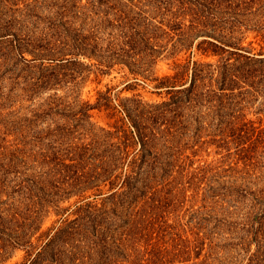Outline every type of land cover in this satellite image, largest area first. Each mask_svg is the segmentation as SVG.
<instances>
[{
	"label": "trees",
	"instance_id": "trees-1",
	"mask_svg": "<svg viewBox=\"0 0 264 264\" xmlns=\"http://www.w3.org/2000/svg\"><path fill=\"white\" fill-rule=\"evenodd\" d=\"M137 1L0 0V239L7 235L14 248L26 250L22 264H144L133 256L131 241L143 236L148 241L162 239L153 237L154 231L140 236L135 232L142 225L154 229L160 222L162 236L172 235V242L175 240L173 248L158 249L163 261L236 264L220 254L224 256V247L239 246L247 254L246 263L242 264H261L264 150L259 148H264V129L245 118L238 121L239 115L230 106L238 92V97H264V0H252L258 18L253 31L263 42L258 50L253 42L245 47L244 42L237 40L232 33L236 29H225L219 24H228L229 19L217 13L223 12L218 0H145L146 11L139 6L142 0ZM150 7L163 15L159 29L172 41L175 10H180L182 17L187 11L192 12L188 26L183 27L185 17L177 23L184 28L185 39L173 42V49L178 54L191 52L200 35H205L210 38L200 41L197 49L207 56H218L219 60H195L192 51L186 63H176L172 75L148 77L168 45L153 44L150 30L154 17L147 16L144 24L138 22L142 13L150 16ZM109 28L111 37L104 42L100 35ZM216 30H222L223 37L218 38ZM26 52L34 54L33 58L26 57ZM226 53L229 57H225ZM116 65L156 82L155 88L165 89L170 100L148 105L142 99L125 97L114 103L116 99L108 89L99 92L94 104L81 98H74L73 103L59 101L70 102L64 103L62 112L64 117L78 122L83 135L80 141L63 137L60 145L71 149L66 152L28 153L20 142L7 139L16 122L10 108L17 96L18 101H33L45 90L76 83L71 81L75 68H86V72L94 67L110 71ZM95 108L108 111L111 118L119 113L124 116H118L110 125L113 129L103 127L91 120L89 112ZM150 115L162 118L164 123L173 116L172 134L178 133V139L180 135L192 134L195 144L206 136L212 138L211 144L229 152L232 144L237 146L244 167L239 165L238 169L231 163L224 169L225 174L231 172V184L225 182L227 177L220 170L213 171L211 177L202 170L192 178H206L204 198L211 201L209 211L204 217H199V210L193 215H197L199 222L210 224L213 234L204 235L205 242L209 236L210 250L214 236L221 235L227 241L221 252L203 255L206 243L200 245L197 237L193 241L177 240L175 226L166 223L168 218L158 205L161 199H156L151 186L171 184L176 179L171 170L174 163L163 161L150 144L145 124ZM27 119L26 115L21 120ZM63 130L68 134L70 127ZM41 137L32 138L30 143ZM34 168L40 173L30 175ZM75 197L78 200L73 204L61 206ZM231 204L240 205L236 219L224 215L225 210H232ZM218 208H224L223 216L215 212ZM47 211L56 212L61 221L43 230L46 220L41 218ZM12 220L22 221L17 228L25 230L26 235L8 234L13 224L7 222ZM234 239L239 241L237 245L232 244ZM253 241L263 246L258 243L257 250L251 251ZM201 256L205 259L198 261Z\"/></svg>",
	"mask_w": 264,
	"mask_h": 264
},
{
	"label": "rangeland",
	"instance_id": "rangeland-1",
	"mask_svg": "<svg viewBox=\"0 0 264 264\" xmlns=\"http://www.w3.org/2000/svg\"><path fill=\"white\" fill-rule=\"evenodd\" d=\"M140 1L141 0H139V2ZM146 4L145 0H142L139 4L143 11L147 10ZM220 4H222L223 12L220 13L218 11L217 13L222 16H226L229 19V23L226 24L224 21H220L219 24L222 27H225V29H228L229 27L236 29V33L232 32L233 36L237 38V40L244 42L245 47H250L249 43L253 42L252 46L256 47V50L260 49L263 42L260 41L261 38L257 37L256 33L253 31L254 27L258 24V18L253 12L254 4L252 3V0H218L217 5L220 6ZM213 8H216V6ZM148 11H150V16L149 14L146 15L142 13L138 22L144 24L147 16L154 17L155 19L152 20L154 23L153 28L150 30L153 38V44H158L160 42L168 44L167 49H165L163 54L160 55L157 64L153 66L148 77L162 78L167 75H172L174 73L176 63H186L188 58L192 55V51H194L193 54L195 60L214 63L219 60L220 57L207 56L197 49L196 46L200 41L210 38L205 35H200L191 52L187 51L178 54L175 49H173V42H177L178 39H185L183 27L190 24V13L192 14V12L187 11L186 16H184L185 20L187 19L185 22L184 17L180 15V10H175L177 18H175V30L171 33L174 39L172 41V37L170 38L164 34L163 30L159 29L163 15L153 7H150ZM183 21V24L186 23V25L181 28L180 25H177V23ZM221 31L222 30L214 31L218 38L223 37ZM110 32L111 29L109 28L106 34L98 35H100L105 42L106 39H110ZM85 33L87 34L88 32L85 31ZM25 54V56L29 59L33 58L34 55L28 52ZM225 57H229V54L227 55L226 53ZM73 73L75 77L74 79H71V81L76 80V83L74 84L67 83L66 87L62 86V88H58L57 90H45L41 93L40 97L33 101H18L19 96L16 97L17 99H15V102H13L10 108L15 113L14 118L16 122L14 127L12 126L11 128V135L7 137L8 140L20 142V146L22 145L21 147H24V151L28 153H37L43 150L49 151V153H53V151L66 152L71 149L69 147H64V144L60 145L61 142L59 141L64 139L63 137L65 136L68 141H80L83 135L78 127V122L64 117L65 114L62 112V109H64V103L69 104L70 102L59 101L66 99L73 103L75 100L74 98H81L83 101H90L94 104L98 101L99 92L107 91L108 89L110 90L111 95L116 99L114 103H120V99H124L125 97H134L142 99L148 105H153L169 101L171 98V95L167 94L165 89L155 88L156 82L151 79H145L142 75H135L130 72L128 67L122 65H116L110 71H106L104 69L103 71H100L97 67H94L90 72H86V68L79 67L75 68ZM70 87H74V89L71 90L69 89ZM238 93L236 99L233 100V106H230L231 109L233 107L235 108V115H239L238 121L245 118L252 121L255 127L264 129V97H252L250 94L238 97ZM39 113H41L40 117ZM89 113L92 115V122L112 129L113 127L110 125L115 123L118 116H124L119 113L116 117L111 118L108 115V111L99 110L98 108L91 110ZM26 115L28 116V119L24 122V120L21 119L26 117ZM149 117L150 119L146 121L145 124L149 128L148 135L151 137L149 140L151 141L150 144L154 150H158V154L163 161H171V163H174V165H171V170H174L173 176H175L176 179L172 181L173 177H171V184H168L165 187L160 186L157 183H155L157 185L153 184L151 186L153 190L156 191V199H161L158 205L160 206V211L162 210V214L168 218L166 223L173 224L175 226L173 231H175L177 240L182 238L183 241H193V239L197 237L200 245L202 243H206L204 244L203 255L209 251H211V253H218V251L221 252V247L227 244V241L221 238V235H218V238L217 236H214V244L212 243V249L210 250L209 246L211 243H209V236L206 239V242L204 241L205 234H213L210 224L203 221L199 222V218H196L197 215H193L196 210H199V217H204V215H207L209 211L211 201L204 198V182L206 178L202 179V175L199 176V179L196 178L192 180V178L193 176H198L202 170H205L210 177L212 172L216 170H220L225 174L224 169L229 168V164L231 163H233L234 167H237L238 169H240L239 165L240 167H244L241 156L238 155L240 153H238L239 151L237 146L232 144L230 146V152L225 149L221 150L217 147V144H211L209 142L212 138L206 137V134L203 135L205 136L202 138L203 141L197 140V142L193 144L191 139L192 134L184 137L180 135V139H178V133L176 135L172 134L175 129L172 121L173 116H170V122L168 123H164L162 118L154 119L152 115ZM86 125L89 126L87 123ZM59 126L63 128L62 130L57 131L56 129H58ZM66 126L68 128L70 127V132L68 134H64L63 129ZM167 128H172V130L168 132V130H166ZM2 129L5 131V128ZM52 130L56 131L52 133ZM192 130L193 129H190V131ZM36 136L42 137L37 138V140H33L32 143H30V140ZM259 150H264V148L260 147ZM237 162L240 163L237 164ZM35 173H40L39 169L34 168L30 170V175H35ZM230 173L231 172L225 174L227 177L225 182L228 181L229 184H231L233 180V178L229 176ZM50 175L52 177L53 173ZM232 175H236V172L232 171ZM190 181H192L191 185ZM77 200V197H75L68 202H61L63 203L61 206L63 208L68 207ZM231 207L232 210H225L224 215H229L232 219H236L240 211V205L231 204ZM223 209L224 208H218L215 212L223 216ZM26 215L27 214L24 212V216ZM41 219L46 220H44L45 223L43 225V230H47L54 224L59 225L61 216L56 212L52 211L50 214L47 211L45 215L43 212ZM11 223L13 224V227L11 228L13 230H10L8 234L15 237L17 235H26L25 230L17 228L18 224L22 223V221H8L7 225H10ZM148 231H154L153 237H162V239H153L148 241V238L143 236L142 239L139 238L140 240L135 239L131 241L133 256L137 257L144 264H149V260L151 264H177V262L172 263L171 260L168 259L167 261H163L165 259L161 260L159 258V254H157L158 249L161 247L173 248L175 240L172 242V235H168L166 238L162 236V233L159 232L160 222L156 223L154 229L149 227L146 228L142 225V227L135 232H139L138 236H140L144 233H148ZM235 239L232 240L233 245H237L239 242ZM258 243L259 242L257 241L252 242L251 251L257 250ZM259 244L263 246L261 242ZM26 254L27 252L24 248H14L13 245L10 244V240L7 239V235L0 239V264H22L25 261ZM223 254L224 256L220 254V257L224 258V260L227 258V260L232 263H246L247 254L240 250L239 246L237 249L234 247H224ZM190 257L192 258V256ZM151 259H153V262ZM204 259L205 256H201L198 261H203ZM189 263H191V261ZM261 264H264V259Z\"/></svg>",
	"mask_w": 264,
	"mask_h": 264
}]
</instances>
